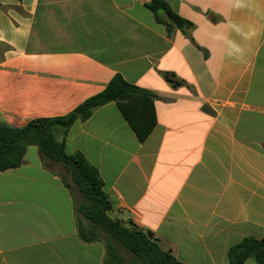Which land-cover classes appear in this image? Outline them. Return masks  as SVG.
Listing matches in <instances>:
<instances>
[{
	"label": "crops",
	"instance_id": "0c3cea01",
	"mask_svg": "<svg viewBox=\"0 0 264 264\" xmlns=\"http://www.w3.org/2000/svg\"><path fill=\"white\" fill-rule=\"evenodd\" d=\"M150 1L0 0V123L68 115L116 74L153 94L144 143L111 102L65 150L97 169L113 218L183 264H230V247L264 239V0H163L186 29ZM56 164L30 146L0 171V264H104Z\"/></svg>",
	"mask_w": 264,
	"mask_h": 264
},
{
	"label": "trees",
	"instance_id": "16d2710c",
	"mask_svg": "<svg viewBox=\"0 0 264 264\" xmlns=\"http://www.w3.org/2000/svg\"><path fill=\"white\" fill-rule=\"evenodd\" d=\"M146 7L159 23H165L160 17L164 14L180 29L192 26L163 0H151ZM166 79L174 85L180 84L169 75ZM154 98L153 94L116 74L101 93L87 99L68 115L32 120L21 128L0 123V171L19 168L30 146H37L44 159L66 167L79 197L76 210L95 227L92 231L80 227V237L86 242L104 243V264H183L162 247L151 231L113 218V206L103 190L104 183L97 169L81 153L68 154L65 150L70 127L76 121L88 120L95 110L111 102L117 104L139 142L144 143L157 123ZM118 246L130 256L129 261L121 257ZM248 259L264 264V239L246 237L229 248L230 264H245Z\"/></svg>",
	"mask_w": 264,
	"mask_h": 264
},
{
	"label": "rangeland",
	"instance_id": "374dc122",
	"mask_svg": "<svg viewBox=\"0 0 264 264\" xmlns=\"http://www.w3.org/2000/svg\"><path fill=\"white\" fill-rule=\"evenodd\" d=\"M56 169L58 170V173L62 176V178L64 179V181L66 183H69L71 185V189H72V192L74 193L75 197H76V200H78V196L77 194L75 193V190H74V186L71 182V179H70V174L68 172V169L66 167H64L63 165L61 164H56ZM101 234V232H100ZM103 235V234H102ZM118 252L119 254L121 255V257H123L124 259L128 260L130 259V256L124 251L123 248H121L120 246H118Z\"/></svg>",
	"mask_w": 264,
	"mask_h": 264
}]
</instances>
